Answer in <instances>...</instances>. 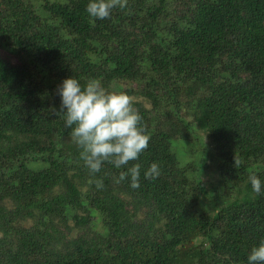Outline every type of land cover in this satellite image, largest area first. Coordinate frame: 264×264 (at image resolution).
<instances>
[{
  "label": "trees",
  "instance_id": "trees-1",
  "mask_svg": "<svg viewBox=\"0 0 264 264\" xmlns=\"http://www.w3.org/2000/svg\"><path fill=\"white\" fill-rule=\"evenodd\" d=\"M0 264H264V0H0Z\"/></svg>",
  "mask_w": 264,
  "mask_h": 264
},
{
  "label": "rangeland",
  "instance_id": "rangeland-1",
  "mask_svg": "<svg viewBox=\"0 0 264 264\" xmlns=\"http://www.w3.org/2000/svg\"><path fill=\"white\" fill-rule=\"evenodd\" d=\"M6 57L7 56H5V58ZM9 59L12 61V63H15L16 62L15 59H13V58H9ZM204 141H205V139H204ZM203 148L204 149L206 148V150L209 152V148L206 145L203 146ZM195 149H197V153H201L199 147L196 146ZM206 163L208 164V166H207V168L204 170V172L202 174L203 181H205L206 183L208 181H214L215 182V180H216V172H214V171H216L215 170V167H216L215 166V163H213V161L211 160V158H209L208 160H206ZM212 171L214 172L213 176L211 175L212 174Z\"/></svg>",
  "mask_w": 264,
  "mask_h": 264
}]
</instances>
